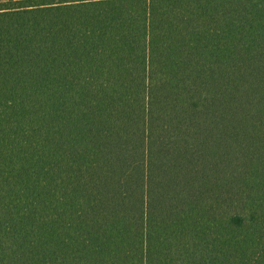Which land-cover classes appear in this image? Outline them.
Segmentation results:
<instances>
[{"label":"trees","instance_id":"16d2710c","mask_svg":"<svg viewBox=\"0 0 264 264\" xmlns=\"http://www.w3.org/2000/svg\"><path fill=\"white\" fill-rule=\"evenodd\" d=\"M0 264H264V0L0 2Z\"/></svg>","mask_w":264,"mask_h":264},{"label":"crops","instance_id":"0c3cea01","mask_svg":"<svg viewBox=\"0 0 264 264\" xmlns=\"http://www.w3.org/2000/svg\"><path fill=\"white\" fill-rule=\"evenodd\" d=\"M4 1H7V0H0V2H4Z\"/></svg>","mask_w":264,"mask_h":264}]
</instances>
